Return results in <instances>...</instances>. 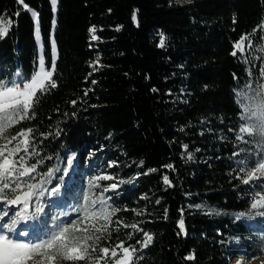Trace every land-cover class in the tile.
I'll return each mask as SVG.
<instances>
[{"label": "trees", "instance_id": "16d2710c", "mask_svg": "<svg viewBox=\"0 0 264 264\" xmlns=\"http://www.w3.org/2000/svg\"><path fill=\"white\" fill-rule=\"evenodd\" d=\"M24 4L31 11L0 0V83L18 71L31 83L42 56L56 87L46 81L27 118L20 113L0 130V162L18 161L27 140L25 167L37 165L3 201L7 209L8 199L36 186L26 211H43L17 224L22 242H42L75 222L78 233L99 228V239L90 258L60 264L264 259V206L252 207L264 191L250 187L264 186V175L247 179L253 168L264 173V124L250 114L264 92V0H58L55 12L51 0ZM70 153L75 168L59 185L56 169L68 168ZM102 196L109 220L95 216ZM86 203L87 218L75 211Z\"/></svg>", "mask_w": 264, "mask_h": 264}, {"label": "snow or ice", "instance_id": "6c2138e0", "mask_svg": "<svg viewBox=\"0 0 264 264\" xmlns=\"http://www.w3.org/2000/svg\"><path fill=\"white\" fill-rule=\"evenodd\" d=\"M20 3L26 10H29V6L24 4V0H20ZM58 0H51V4L53 6V11L56 10V5ZM34 17H38L36 12H32ZM135 19V15L133 16ZM11 24V21L8 22ZM55 24V21L53 22ZM96 29L93 27L90 29V32L95 33ZM3 35V33H0ZM37 38H39V30L37 29ZM93 39H97L95 35H93ZM164 46V37L161 34V39L158 47ZM52 48L55 53L56 46L55 40H52ZM232 55H236L235 52ZM99 58H97L98 62ZM40 68L39 72L36 76L32 77L31 83H24L26 77L23 76L19 71L15 73L13 76L11 73H8L9 79L3 83H0V130L8 127L12 123L15 122L20 113H23V116L19 118L24 119L27 118V113L29 108L31 107V98L35 95L38 89L44 90L46 88L45 81L50 82V86L55 88L56 84L51 80L52 71H45L44 69V59L41 56L40 58ZM53 71L55 69V59H53ZM0 75H4V73H0ZM95 83V81H93ZM23 84V90L20 89L19 85ZM11 85V86H9ZM87 94V93H86ZM76 102L73 101V104ZM31 131V130H29ZM22 135L27 136L28 133H22ZM59 135V133H57ZM15 139V138H14ZM23 145L24 155H21L18 161H13L8 158H4L2 162H0V212L3 213L0 216V219L10 218L11 223H7L5 225L8 229L16 228L18 223L23 221H28L30 219L40 217L43 209L39 206L36 207L35 212L29 214L26 210L29 207V199L31 197L36 196L37 194L31 189L36 186L33 184H28L29 191L24 192L23 196L16 195L12 199H8L6 201L9 206L5 209L4 197L8 195L9 191L15 193L21 182L22 178L33 179L32 173L35 172L37 165H32L31 167H25L26 157L29 155L28 153V141L24 140L21 142ZM187 145L184 146L187 149ZM21 150V144H17L16 148L12 149L13 152H19ZM3 153L0 152V155ZM33 156L39 155L36 152L32 153ZM192 154H188V158L191 159ZM17 164L19 167H17ZM74 164V159L72 157L67 158V169H56L57 172H63V175L58 177V184L63 185L65 177L69 174V169L71 170ZM168 168H172V165H167ZM53 173L49 171L47 174V179L44 181L45 184H50L52 182ZM26 182V181H25ZM164 183L171 186V181L167 176L164 177ZM245 184H250L249 181H244ZM10 185H15V187H11ZM252 191L255 192L257 190L264 191V186L259 185V189L257 186L250 185ZM117 185L113 184L111 190H115ZM60 190L59 186L52 187L51 190L47 193L46 201L55 195ZM106 192L109 189L105 190ZM38 195L40 197L45 196L44 187L39 188ZM85 199H87L85 197ZM97 201H91V204H96ZM99 203L101 206V211L99 213H95L96 217H101L105 220H109L113 215L111 212H107L104 208V197H100ZM159 203V201H157ZM23 204V210L17 212L16 209L12 206ZM264 206V200H260L257 203H253L252 207L255 208L257 206ZM200 207V205H197ZM90 205L86 203L83 207H77L75 211L80 213L83 211L85 213V218L90 214L89 213ZM13 214L15 218L13 217ZM63 215H66L63 213ZM241 218H243L241 216ZM55 219V218H54ZM106 228V225L102 226ZM135 227V225H133ZM179 227L181 231L184 230V221L183 218L179 221ZM100 231L99 228H95L92 226L91 228H85L82 232H77L76 223L74 222L71 225L67 223H62L57 227V229L51 234V237L43 240L39 243H28V242H18L9 238L7 235H0V264H60L61 261H79L84 260L89 256V247L91 246L93 249L95 248V242L99 239V237H94L92 235V231ZM145 245L147 247L148 244L151 243L152 237L145 233ZM89 241H92V244L89 245ZM101 252L107 253L108 249H100ZM125 252H128V249H125ZM115 254V253H113ZM41 257L42 259L37 262L35 257ZM192 257H188L191 259Z\"/></svg>", "mask_w": 264, "mask_h": 264}, {"label": "rangeland", "instance_id": "374dc122", "mask_svg": "<svg viewBox=\"0 0 264 264\" xmlns=\"http://www.w3.org/2000/svg\"><path fill=\"white\" fill-rule=\"evenodd\" d=\"M178 1H186V0H178ZM241 44L242 43H240V45ZM45 71L47 72L48 70H45ZM19 87H20L21 90H23V85H19ZM68 157H72L74 159V162H75V155L73 153L69 154ZM74 168H75V166L73 164L72 169L71 170L69 169V171H70L69 173L70 174L72 173V170ZM247 175H248L247 179L250 180V178H259V177L263 176L264 173H263V170L261 168H253V169L249 170ZM110 177L111 176H109L108 179L112 180ZM263 199L264 198L260 197V198H258V200L255 203H257L258 201L263 200ZM14 217L15 216L13 214L12 218H14ZM7 220H10V218H5L4 221L7 222ZM9 223H11V222H9ZM0 230H1L0 235H7V236H9V238H11L13 240H16L18 242H22V239H24L26 237V234H25L26 232L25 231L20 232L18 226H16V228H14V229H8V228H5V225H3V222H1V221H0ZM17 232H19V235L16 234ZM127 258L128 257H126V258L124 257L123 260L121 261V264H126L127 263ZM233 261H234V264H264V259H261V258H252V259H250V258L238 257V259L235 258V259H233Z\"/></svg>", "mask_w": 264, "mask_h": 264}, {"label": "clouds", "instance_id": "9594fccd", "mask_svg": "<svg viewBox=\"0 0 264 264\" xmlns=\"http://www.w3.org/2000/svg\"><path fill=\"white\" fill-rule=\"evenodd\" d=\"M245 100L247 101V96L245 97ZM255 107L253 110H250V114L253 116V118H259L260 122L264 124V92H261L260 99L256 100ZM250 131H256V128H254L252 125H249Z\"/></svg>", "mask_w": 264, "mask_h": 264}, {"label": "water", "instance_id": "95a60500", "mask_svg": "<svg viewBox=\"0 0 264 264\" xmlns=\"http://www.w3.org/2000/svg\"><path fill=\"white\" fill-rule=\"evenodd\" d=\"M27 191H29V190H25V191L21 192V194H19V195L23 196L24 192H27Z\"/></svg>", "mask_w": 264, "mask_h": 264}]
</instances>
